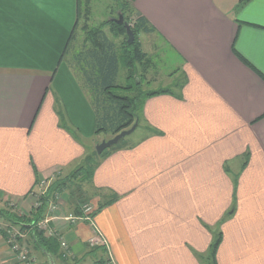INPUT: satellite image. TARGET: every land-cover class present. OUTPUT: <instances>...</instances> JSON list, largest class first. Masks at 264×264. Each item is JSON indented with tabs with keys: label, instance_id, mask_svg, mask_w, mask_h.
Returning a JSON list of instances; mask_svg holds the SVG:
<instances>
[{
	"label": "crops",
	"instance_id": "obj_1",
	"mask_svg": "<svg viewBox=\"0 0 264 264\" xmlns=\"http://www.w3.org/2000/svg\"><path fill=\"white\" fill-rule=\"evenodd\" d=\"M238 4H133L155 29L141 35L180 60L179 87L144 101L138 137L85 185L115 264H201L218 229L216 264H264V0ZM75 20L76 0H0V200L26 203L37 183L69 176L93 139L94 112L59 61ZM48 228L66 248L52 258L26 238L34 264L106 263L88 223ZM0 264H21L2 234Z\"/></svg>",
	"mask_w": 264,
	"mask_h": 264
},
{
	"label": "trees",
	"instance_id": "obj_2",
	"mask_svg": "<svg viewBox=\"0 0 264 264\" xmlns=\"http://www.w3.org/2000/svg\"><path fill=\"white\" fill-rule=\"evenodd\" d=\"M249 1L239 0L238 5ZM134 2L135 0H118L116 6L119 14L123 16V21L129 25L134 35L133 42L128 44L123 24H115L110 20H105L98 26L90 25L91 0H76V20L59 58V61L64 62L75 75L81 90L90 101L95 116L94 134L104 135L109 139L128 130L135 122L139 127V114L146 99L158 94H172L173 91L171 88L157 91H143L141 89L142 78L145 79L148 69L152 66V61L149 55L143 51L139 35L154 33L155 29L146 18L136 12L133 6ZM78 31L81 32L82 37L78 35ZM120 37L122 40L116 42L115 40ZM236 55L244 64L251 67L246 60L238 54ZM121 68L125 71L126 86L117 84V77ZM173 74L174 72L170 76ZM172 86L176 88L179 87V84L176 82ZM116 90L128 91L129 94L120 95L115 92ZM104 140L108 139L104 138ZM125 141L124 139L119 140L113 148L98 156L103 158L109 155L112 151L120 148ZM93 160V156L85 155L72 174L63 179L54 180L46 193L39 198L40 205L36 209H31L21 216L8 210H0L1 217L27 233V239L36 250H41L52 258H59L62 253L59 252L58 239L54 236H47L44 231L39 230L38 223L45 218L49 202L55 200L56 196L61 197L66 189L69 192L67 196L70 199V206L74 204V214H80V205L87 203V201L83 199L80 185L71 189H68V185H72V180L90 183L94 170L100 161L91 165ZM247 160L248 153L244 155L241 169L246 166ZM236 177L237 175L234 176L235 180ZM116 199L117 196H113L108 202L99 205L97 210ZM233 208L234 206L226 214L225 219L233 213ZM94 213L95 211L92 215ZM0 234L4 237L2 231ZM221 238L222 233L218 229L213 233L208 253L205 256H198L201 264H216L215 254Z\"/></svg>",
	"mask_w": 264,
	"mask_h": 264
},
{
	"label": "rangeland",
	"instance_id": "obj_3",
	"mask_svg": "<svg viewBox=\"0 0 264 264\" xmlns=\"http://www.w3.org/2000/svg\"><path fill=\"white\" fill-rule=\"evenodd\" d=\"M117 4L118 0H91V20H90V25L92 26H98L101 22L105 20L110 19H117L118 17V12L119 10L117 9ZM81 26V24H80ZM78 35L82 37L81 32L78 31ZM152 37H147L143 35H139V39L141 41L142 49L144 52H146L151 61H152V66L148 69L147 74L145 79L142 78V86L141 89L143 91H157L160 89L164 88H171L173 91H177V88L172 86L175 81L179 79V77L173 75L169 76V73L179 67L180 65V60L178 57L174 54V52L169 48V46L166 43H161L159 39L152 38ZM122 40V38H118L115 41L119 42ZM73 77L75 78V75L73 74ZM76 79V78H75ZM173 82V83H172ZM117 84L121 86H126L127 85V80L125 78V71L121 68L117 77ZM117 94L120 95H126L129 94L128 91H123V90H116L115 91ZM133 93V92H132ZM87 98V96H86ZM87 101L90 105V101L87 98ZM91 106V105H90ZM58 111V110H57ZM140 118V114H139ZM140 129V127H139ZM140 130H137L133 133H131L129 136L124 137V140H132L138 137ZM108 139L109 137H105L104 135H95L93 134V139H85L86 142L89 143L88 146H86V155H91L93 156L94 160L91 163L93 165L94 162H98L102 157H99L98 154L96 153V145L101 142L102 140ZM121 139V141L123 140ZM106 141V140H105ZM116 145V144H115ZM115 145H112L111 147L105 149L103 152H107L111 148H113ZM89 163V164H90ZM54 181V180H53ZM51 180L50 183H45L44 185H41L37 183V188L36 192H33V194L30 196V198L27 200L26 203H21L20 201H9V200H0V210H8L11 211L12 213H15L16 215H23L28 213L31 209H36L33 208L35 197L39 196L42 191L47 190L50 184L53 182ZM72 185H68V189H71L75 186L80 185V190H82V195L86 198L89 197L88 192L85 188V185L87 183H80V181L72 180L71 181ZM69 192L66 189L61 197H59V203L62 205L59 206V209L61 211L64 210H70L71 206L69 203V198L68 196ZM89 199V198H88ZM89 203V202H87ZM93 207V206H92ZM69 213V212H68ZM66 213V214H68ZM0 215V231L3 230L5 226L11 225V223L7 222L3 217ZM29 254V252H28ZM29 257L32 258V256L29 255ZM33 259V258H32ZM34 260V259H33ZM20 263L19 261H17ZM22 264V263H21Z\"/></svg>",
	"mask_w": 264,
	"mask_h": 264
},
{
	"label": "built area",
	"instance_id": "obj_4",
	"mask_svg": "<svg viewBox=\"0 0 264 264\" xmlns=\"http://www.w3.org/2000/svg\"><path fill=\"white\" fill-rule=\"evenodd\" d=\"M45 182L42 181L41 185H44ZM47 190H44L39 194V196L35 197L33 208H37L40 205L39 198L46 193ZM33 194V193H32ZM30 194V195H32ZM59 196L55 197V200H51L47 207V212L45 218L38 223V229L44 231L49 236H53L52 231L49 230L48 224L53 219H62L63 221L69 223H75L79 221H83L89 224L92 229V238L89 239L88 243L90 247H102L106 253V263L105 264H115L112 254L110 252L109 246L100 233L99 229L96 227L93 221L94 209L91 204L84 203L80 207V214H64L59 209ZM4 233L5 243L9 248V251L12 253L14 258L22 264H34V260L29 257L28 251L26 250L25 246L22 244L26 240L27 233L20 230L19 227L15 225L5 226L2 230ZM60 247L66 248V244L64 241L59 240Z\"/></svg>",
	"mask_w": 264,
	"mask_h": 264
},
{
	"label": "water",
	"instance_id": "obj_5",
	"mask_svg": "<svg viewBox=\"0 0 264 264\" xmlns=\"http://www.w3.org/2000/svg\"><path fill=\"white\" fill-rule=\"evenodd\" d=\"M115 24H123L126 30V37H127V43L131 44L134 40V35L132 30L130 29L129 25L123 21V16L118 13L117 19H110ZM137 127V122H135L131 128L128 130L122 131L119 134L115 135L113 138L109 140H102L100 143L96 145V153L100 155L105 149L111 147L112 145H115L118 143L119 140L123 139L126 136H129L131 133L134 132V130Z\"/></svg>",
	"mask_w": 264,
	"mask_h": 264
}]
</instances>
